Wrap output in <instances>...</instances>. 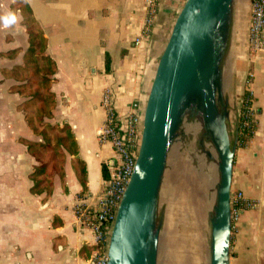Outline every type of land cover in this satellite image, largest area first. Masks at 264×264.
Wrapping results in <instances>:
<instances>
[{"label": "crops", "instance_id": "1", "mask_svg": "<svg viewBox=\"0 0 264 264\" xmlns=\"http://www.w3.org/2000/svg\"><path fill=\"white\" fill-rule=\"evenodd\" d=\"M184 1L156 0L149 33L135 45L146 0H0V16L13 12L18 17L10 27L0 23V70L23 66L31 34H40L41 55L54 64L50 91L55 108L45 122L67 126L75 143L71 154L64 152L63 163L34 175L39 163L24 141L37 143L41 137L18 108L25 98L9 91L19 83L0 73V264H88L92 235L74 220L73 206L80 198L101 194L114 160L110 145L98 139L100 98L108 87L119 115L131 101L144 104ZM244 7L239 6L232 27L233 56L247 64L244 75V64H237L234 116L244 97L243 81L251 75L255 124L247 146L235 150L231 190L258 205L240 217L230 238L229 264H264V50L247 48L249 2L245 15ZM15 50L16 55L5 56Z\"/></svg>", "mask_w": 264, "mask_h": 264}, {"label": "water", "instance_id": "2", "mask_svg": "<svg viewBox=\"0 0 264 264\" xmlns=\"http://www.w3.org/2000/svg\"><path fill=\"white\" fill-rule=\"evenodd\" d=\"M234 0H185L179 9L143 105L132 173L111 225L107 264H157L153 216L171 148L185 119L195 118L216 143L217 192L208 264L230 262V192L236 137L230 143L219 112L222 64ZM201 144V141H200ZM204 157L214 160L210 151Z\"/></svg>", "mask_w": 264, "mask_h": 264}, {"label": "rangeland", "instance_id": "3", "mask_svg": "<svg viewBox=\"0 0 264 264\" xmlns=\"http://www.w3.org/2000/svg\"><path fill=\"white\" fill-rule=\"evenodd\" d=\"M248 2L234 0L228 47L222 64L219 106L223 103V96L228 101L226 126L230 143L235 140L234 131L237 133V119L234 116L237 64L238 67L244 64L243 75L247 65L243 59L237 61L238 55L233 56L235 51L237 53V42L232 27L239 6L244 4L247 7ZM246 7L243 8V15ZM220 114H223L221 110ZM194 119L192 117L183 122L171 148L165 178L158 194L153 216L154 230L159 229L157 264H208L210 223L214 217L217 192L215 161L218 156L215 141L211 143L204 139L202 127ZM206 150L212 153L214 160L204 157Z\"/></svg>", "mask_w": 264, "mask_h": 264}, {"label": "built area", "instance_id": "4", "mask_svg": "<svg viewBox=\"0 0 264 264\" xmlns=\"http://www.w3.org/2000/svg\"><path fill=\"white\" fill-rule=\"evenodd\" d=\"M156 0H146L143 28L140 37L134 40L138 45L141 37L150 30L155 13ZM264 0H249V23L247 28V48L256 53L264 50ZM252 76L245 77L243 97L237 116V147H246L255 124L250 89ZM143 105L131 101L126 113L119 115L112 102V92L108 87L103 90L99 107L103 112L102 125L98 131L101 143H108L114 160L111 161L109 176L102 192L95 199L80 198L73 206V216L77 224L85 227L92 235V255L88 264H107L108 238L116 208L124 193L134 165V157L140 135ZM230 238L237 233L241 215L256 209L258 203L243 195L241 191L230 192Z\"/></svg>", "mask_w": 264, "mask_h": 264}, {"label": "trees", "instance_id": "5", "mask_svg": "<svg viewBox=\"0 0 264 264\" xmlns=\"http://www.w3.org/2000/svg\"><path fill=\"white\" fill-rule=\"evenodd\" d=\"M33 28L30 26L29 30ZM30 41L31 45L23 55L24 65L15 66L11 70L2 69L0 73L3 78L13 79L19 83L10 87L9 91L25 98L18 108L21 109L28 126L41 137V142L37 143L24 141L29 154L39 163L34 174L37 175L48 167L55 169L58 163H63L64 152L71 154L75 143L67 126L59 128L45 122V119L53 116L55 108V98L50 91L54 64L41 55L44 42L40 34H31ZM17 52V50L11 51L5 56L12 57ZM243 95L246 96V91ZM81 176H84V170H81Z\"/></svg>", "mask_w": 264, "mask_h": 264}, {"label": "clouds", "instance_id": "6", "mask_svg": "<svg viewBox=\"0 0 264 264\" xmlns=\"http://www.w3.org/2000/svg\"><path fill=\"white\" fill-rule=\"evenodd\" d=\"M18 22V17L13 12H8L4 16H0V23L3 24L4 27H10Z\"/></svg>", "mask_w": 264, "mask_h": 264}, {"label": "bare ground", "instance_id": "7", "mask_svg": "<svg viewBox=\"0 0 264 264\" xmlns=\"http://www.w3.org/2000/svg\"><path fill=\"white\" fill-rule=\"evenodd\" d=\"M222 100H223V103L219 107H220V110L222 111V113L224 114V113H227V108H228L227 102L228 101L223 96H222ZM220 110H219V112H220Z\"/></svg>", "mask_w": 264, "mask_h": 264}]
</instances>
